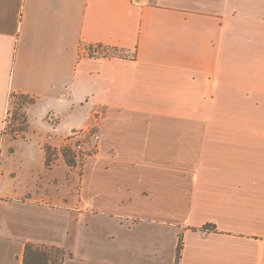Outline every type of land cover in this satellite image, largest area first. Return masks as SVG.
Returning a JSON list of instances; mask_svg holds the SVG:
<instances>
[{"label": "crops", "instance_id": "obj_1", "mask_svg": "<svg viewBox=\"0 0 264 264\" xmlns=\"http://www.w3.org/2000/svg\"><path fill=\"white\" fill-rule=\"evenodd\" d=\"M16 94L43 164L100 134L63 264H264V0H0V165ZM65 197L0 191V264L65 248L28 218Z\"/></svg>", "mask_w": 264, "mask_h": 264}, {"label": "rangeland", "instance_id": "obj_2", "mask_svg": "<svg viewBox=\"0 0 264 264\" xmlns=\"http://www.w3.org/2000/svg\"><path fill=\"white\" fill-rule=\"evenodd\" d=\"M18 102L20 100L17 97L10 99L4 126L5 141L0 165L3 177H0V191L3 190L12 195L25 194L27 191L34 195L36 193L51 195L57 193L60 198L65 194V201L60 199L55 204L51 201L49 207L31 208L29 211L31 217L28 218L34 223L37 234L46 235L51 232V237L56 243L65 247L66 253L71 249L76 251L79 243L75 242L74 233L76 235L79 225L75 222L78 216L75 211L78 206L73 199V194L77 189L83 157L68 151L64 152L63 150L67 148L62 145L59 150L49 148L50 162L43 164L42 151L36 146L38 138L29 136V139L22 140L26 134L20 132L17 124L13 123L12 114ZM8 148L11 149L10 152ZM64 158L71 163L67 165ZM5 216L9 218L8 212ZM39 247L50 248L52 246Z\"/></svg>", "mask_w": 264, "mask_h": 264}, {"label": "trees", "instance_id": "obj_3", "mask_svg": "<svg viewBox=\"0 0 264 264\" xmlns=\"http://www.w3.org/2000/svg\"><path fill=\"white\" fill-rule=\"evenodd\" d=\"M99 49H101L103 52H110L111 55L124 57L123 50H118L116 48H107V47H101L98 46ZM17 97L20 102L16 104L14 107V112L12 114V120L13 123L17 124L20 132H25L26 126H27V120L25 116V109L33 103V100L30 99L27 96L16 94L12 95L11 98ZM27 104V105H26ZM23 109V110H22ZM73 152L67 148L66 150H63ZM50 150L49 148L45 149V163L50 162ZM63 157H66V155L62 154ZM65 163L69 165L71 163L69 160L65 159ZM213 226L205 225L201 231L207 232L209 230H212ZM183 246L182 237H179L177 248H176V257H175V264H178V261L180 259V252ZM66 252L62 248L58 247H50V248H42L39 246H35L33 244H26L23 252V259L22 264H63V261L65 259Z\"/></svg>", "mask_w": 264, "mask_h": 264}, {"label": "built area", "instance_id": "obj_4", "mask_svg": "<svg viewBox=\"0 0 264 264\" xmlns=\"http://www.w3.org/2000/svg\"><path fill=\"white\" fill-rule=\"evenodd\" d=\"M143 4H149L151 0H140ZM8 112L5 116V122L7 120ZM4 122V126H5ZM75 138L65 144L66 148H69L76 155H83L84 157L92 155L99 144L100 134L94 128H87L80 130L78 133H74ZM47 139H51V136H47Z\"/></svg>", "mask_w": 264, "mask_h": 264}]
</instances>
